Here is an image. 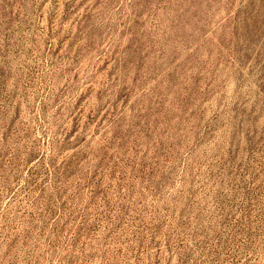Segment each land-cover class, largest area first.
<instances>
[{"label": "rangeland", "instance_id": "1", "mask_svg": "<svg viewBox=\"0 0 264 264\" xmlns=\"http://www.w3.org/2000/svg\"><path fill=\"white\" fill-rule=\"evenodd\" d=\"M0 264H264V0H0Z\"/></svg>", "mask_w": 264, "mask_h": 264}]
</instances>
